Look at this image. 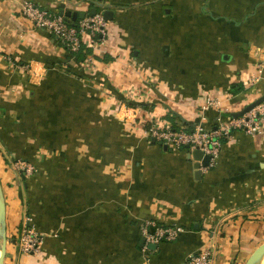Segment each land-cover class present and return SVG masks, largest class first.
<instances>
[{
  "label": "crops",
  "instance_id": "1",
  "mask_svg": "<svg viewBox=\"0 0 264 264\" xmlns=\"http://www.w3.org/2000/svg\"><path fill=\"white\" fill-rule=\"evenodd\" d=\"M27 1L64 4L71 24L112 10L97 65L36 28ZM263 95L264 0H0L5 264H185L211 245L212 264H247L264 243V122L233 130L206 167L151 132L213 129ZM27 218L43 236L34 255L18 246ZM148 221L184 232L152 249Z\"/></svg>",
  "mask_w": 264,
  "mask_h": 264
},
{
  "label": "built area",
  "instance_id": "2",
  "mask_svg": "<svg viewBox=\"0 0 264 264\" xmlns=\"http://www.w3.org/2000/svg\"><path fill=\"white\" fill-rule=\"evenodd\" d=\"M106 8H101L96 14L86 13L85 17L76 23H69L66 16L59 12L41 8L32 1H27L23 6V15L29 19L36 28L53 34L60 44L75 59L77 54L83 53L86 56L83 66L97 65V53L108 42V24L104 16ZM262 66V64H260ZM33 75L40 73L32 68ZM261 72V71H260ZM259 76L254 75L256 82ZM216 108L221 114L228 112L222 102L216 98H208L204 109ZM264 122V101L255 108L239 118H226L220 120L216 128L208 129L203 124L197 125L192 131L185 129H152V136L165 144L175 146H188L192 149H200L211 156V160H217L223 138H228L233 130L244 129L248 135H256L260 132ZM19 169L22 172L31 174L34 167L27 163H20ZM20 229L18 246L20 252L26 255H34L40 251L43 236L39 233L31 218H27ZM184 232L181 226H164L153 221L143 225L142 234L148 244H159L163 241H174ZM214 256L213 246L201 249L198 253L190 256L185 264H212ZM144 264H150L146 261Z\"/></svg>",
  "mask_w": 264,
  "mask_h": 264
},
{
  "label": "water",
  "instance_id": "3",
  "mask_svg": "<svg viewBox=\"0 0 264 264\" xmlns=\"http://www.w3.org/2000/svg\"><path fill=\"white\" fill-rule=\"evenodd\" d=\"M97 11H98L97 8H91L90 13L94 15L97 13ZM61 14L65 15V16H71V12L66 11V7L64 4H62V6H61ZM74 15H77V14H74ZM85 15L86 14L84 12L81 13L80 14L81 19L84 18ZM104 16H105L106 20H111L113 17V11L109 10V9H105ZM263 101H264V95L261 96L255 102L246 106L243 110H241L239 112L230 113L229 115H231L234 118L242 117L247 112H249L250 110L255 108L257 105L261 104ZM153 141H155V138L153 139ZM197 151L200 154H205L200 149H197ZM210 162H211V156L208 154H205V160L202 161V166L206 167L210 164ZM200 173L201 172H199V174ZM0 239L2 240V246H1V251H0V264H5V258H6L7 246H8L7 199H6L5 189H4V186H3L1 179H0ZM150 245H151L152 249L157 248V244H150ZM253 256H256V259L253 262V264H264V243L258 248V250L255 252V254Z\"/></svg>",
  "mask_w": 264,
  "mask_h": 264
},
{
  "label": "bare ground",
  "instance_id": "4",
  "mask_svg": "<svg viewBox=\"0 0 264 264\" xmlns=\"http://www.w3.org/2000/svg\"><path fill=\"white\" fill-rule=\"evenodd\" d=\"M1 239H0V251H1ZM255 259H256V256H253L252 258H251V260H249L248 262H247V264H253V262L255 261Z\"/></svg>",
  "mask_w": 264,
  "mask_h": 264
},
{
  "label": "trees",
  "instance_id": "5",
  "mask_svg": "<svg viewBox=\"0 0 264 264\" xmlns=\"http://www.w3.org/2000/svg\"><path fill=\"white\" fill-rule=\"evenodd\" d=\"M80 57H86L83 53H79V54H77V56H76V58H80ZM80 60V59H79ZM226 117L227 118H232V116L231 115H226Z\"/></svg>",
  "mask_w": 264,
  "mask_h": 264
},
{
  "label": "rangeland",
  "instance_id": "6",
  "mask_svg": "<svg viewBox=\"0 0 264 264\" xmlns=\"http://www.w3.org/2000/svg\"><path fill=\"white\" fill-rule=\"evenodd\" d=\"M1 246H2V241H1Z\"/></svg>",
  "mask_w": 264,
  "mask_h": 264
}]
</instances>
